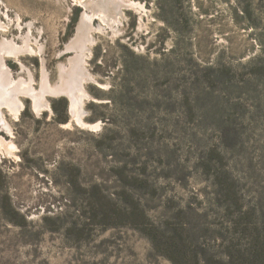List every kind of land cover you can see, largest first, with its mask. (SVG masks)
Returning <instances> with one entry per match:
<instances>
[{
    "label": "rangeland",
    "instance_id": "rangeland-1",
    "mask_svg": "<svg viewBox=\"0 0 264 264\" xmlns=\"http://www.w3.org/2000/svg\"><path fill=\"white\" fill-rule=\"evenodd\" d=\"M76 1L0 0V38L34 22L53 83ZM135 1L94 33L84 119L100 127L64 96L4 108L0 264H264V0ZM21 60L15 79L40 88L42 57Z\"/></svg>",
    "mask_w": 264,
    "mask_h": 264
},
{
    "label": "bare ground",
    "instance_id": "bare-ground-1",
    "mask_svg": "<svg viewBox=\"0 0 264 264\" xmlns=\"http://www.w3.org/2000/svg\"><path fill=\"white\" fill-rule=\"evenodd\" d=\"M76 2L77 6L84 9V12L81 15L76 34L65 50V52H75V55L70 57L69 65H59L60 76L57 82L51 81L50 74L46 69L43 57L44 43L34 38V22L28 23L29 32L22 36L21 42L16 38L9 39L4 36L2 39L0 38V129L6 133L13 135V128L4 113V108L8 109L9 113L18 120L26 108L23 97L32 100L33 108L38 114L51 109L49 97H67L74 120L82 126H99V124H89L84 119L86 114L84 105L91 98L86 85L97 82L95 75L88 68L96 41L94 33L106 32L109 29L114 33H119L121 24L127 16L126 10L143 8V5L135 0H77ZM96 19L101 20L99 25H95L94 20ZM9 27L0 18V32L9 31ZM27 55L42 57L40 88L35 86V79L31 71L27 72L28 78L15 79L7 65V57H12L22 64L23 69L27 68L21 60L23 56ZM4 141L0 136V144H4ZM7 144H10L11 148L14 147L12 142Z\"/></svg>",
    "mask_w": 264,
    "mask_h": 264
}]
</instances>
